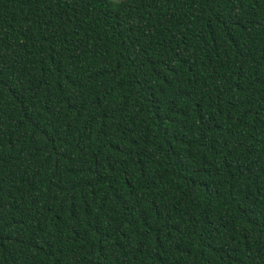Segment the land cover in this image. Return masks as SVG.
<instances>
[{
  "label": "trees",
  "instance_id": "trees-1",
  "mask_svg": "<svg viewBox=\"0 0 264 264\" xmlns=\"http://www.w3.org/2000/svg\"><path fill=\"white\" fill-rule=\"evenodd\" d=\"M0 264H264V0H0Z\"/></svg>",
  "mask_w": 264,
  "mask_h": 264
},
{
  "label": "rangeland",
  "instance_id": "rangeland-1",
  "mask_svg": "<svg viewBox=\"0 0 264 264\" xmlns=\"http://www.w3.org/2000/svg\"><path fill=\"white\" fill-rule=\"evenodd\" d=\"M114 1H117V0H114Z\"/></svg>",
  "mask_w": 264,
  "mask_h": 264
}]
</instances>
